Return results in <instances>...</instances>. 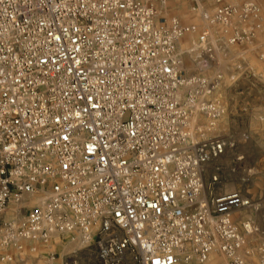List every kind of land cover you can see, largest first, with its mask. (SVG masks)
I'll return each mask as SVG.
<instances>
[{"label":"built area","instance_id":"2783aa9c","mask_svg":"<svg viewBox=\"0 0 264 264\" xmlns=\"http://www.w3.org/2000/svg\"><path fill=\"white\" fill-rule=\"evenodd\" d=\"M212 2L209 28L250 45L264 0ZM194 30L154 0H0V248L66 234L92 246L95 264L203 263L213 252L244 264L232 214L251 200L205 179L233 144L189 128L196 113L209 126L222 113L220 76L180 70L176 44ZM210 37L199 36L206 54ZM27 195L39 204L6 219ZM257 251L264 264V243Z\"/></svg>","mask_w":264,"mask_h":264},{"label":"rangeland","instance_id":"374dc122","mask_svg":"<svg viewBox=\"0 0 264 264\" xmlns=\"http://www.w3.org/2000/svg\"><path fill=\"white\" fill-rule=\"evenodd\" d=\"M227 1L235 5L243 2ZM154 2L159 16H176L182 24H192L195 28L176 44L182 73L220 76L214 96L220 102L222 113L212 126L205 116L196 113L189 121V128H195L193 133L198 138L218 136L233 144L221 158L208 164L205 179L216 174L217 191H238L251 200V208L236 210L232 218L243 240L239 255L244 256V264H256L258 247L264 243V3H260L263 5L261 27L252 43L245 47H232L224 44L226 34L223 31L217 27L209 28L202 19L204 12L212 13L214 10L212 0L203 1L195 11L191 10L195 6L191 0ZM205 29L211 35L206 40V47L211 48L208 54L204 52V46H197ZM38 203L39 198L24 196L19 204L11 207L15 213L8 209L5 217H15L19 222L28 209ZM2 253L12 256V261H1L0 264H61L66 258L74 259L76 264H95L92 246L84 245L78 238L70 239L66 234H55L46 244L25 240L21 242L20 250L0 248V255ZM177 264H225V258L213 252L203 263L180 261Z\"/></svg>","mask_w":264,"mask_h":264},{"label":"bare ground","instance_id":"6f19581e","mask_svg":"<svg viewBox=\"0 0 264 264\" xmlns=\"http://www.w3.org/2000/svg\"><path fill=\"white\" fill-rule=\"evenodd\" d=\"M197 46L200 47V44H198ZM181 65H182V64H181ZM206 128H207V127H206ZM190 129H191L192 132L195 131V130H194V129H195L194 127H191ZM197 130H198V129H196V131H197ZM39 201H40V200H39ZM38 204H39V203H38ZM246 230H247V229H246ZM241 255H242V254H241ZM242 256H243V255H242ZM242 258L245 260L244 256H243Z\"/></svg>","mask_w":264,"mask_h":264}]
</instances>
